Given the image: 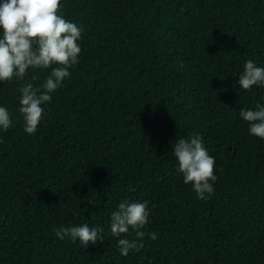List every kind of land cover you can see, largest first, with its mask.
Wrapping results in <instances>:
<instances>
[{
  "label": "trees",
  "instance_id": "1",
  "mask_svg": "<svg viewBox=\"0 0 264 264\" xmlns=\"http://www.w3.org/2000/svg\"><path fill=\"white\" fill-rule=\"evenodd\" d=\"M61 11L83 28L80 61L36 133L15 111L18 83H0L14 119L0 132V264H264V140L239 118L264 88L235 85L245 60L264 65V0H62ZM192 134L216 158L205 200L169 143ZM125 199L151 209L139 250L56 237L83 223L107 233Z\"/></svg>",
  "mask_w": 264,
  "mask_h": 264
},
{
  "label": "clouds",
  "instance_id": "2",
  "mask_svg": "<svg viewBox=\"0 0 264 264\" xmlns=\"http://www.w3.org/2000/svg\"><path fill=\"white\" fill-rule=\"evenodd\" d=\"M62 0H0V83L16 82L17 106L23 131L31 136L47 115L59 87L70 78V69L80 61L83 28L67 19L61 11ZM41 76L38 73H45ZM235 85L245 92L264 88V65L253 59L243 62ZM234 87V85H233ZM264 100V97H261ZM239 118L248 122V134L264 140V102L241 107ZM14 126L13 113L0 103V132ZM175 170L184 184H191L197 198L205 200L214 193L216 158L209 153L203 137L192 134L169 142ZM134 190V189H133ZM147 201L121 200L111 211L107 233L104 227L88 223L60 227L56 237L70 242H102L106 235L115 237L120 255L139 250L150 223ZM134 233L130 239L129 234ZM154 240L157 233L149 234Z\"/></svg>",
  "mask_w": 264,
  "mask_h": 264
}]
</instances>
